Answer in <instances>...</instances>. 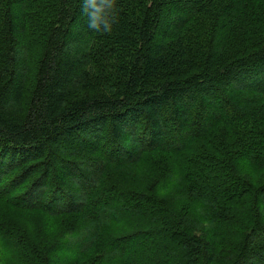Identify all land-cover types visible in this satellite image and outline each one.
Listing matches in <instances>:
<instances>
[{
    "label": "trees",
    "instance_id": "obj_1",
    "mask_svg": "<svg viewBox=\"0 0 264 264\" xmlns=\"http://www.w3.org/2000/svg\"><path fill=\"white\" fill-rule=\"evenodd\" d=\"M1 207L0 264H264V0H0Z\"/></svg>",
    "mask_w": 264,
    "mask_h": 264
},
{
    "label": "rangeland",
    "instance_id": "obj_2",
    "mask_svg": "<svg viewBox=\"0 0 264 264\" xmlns=\"http://www.w3.org/2000/svg\"><path fill=\"white\" fill-rule=\"evenodd\" d=\"M87 158V157H86ZM84 160V159H83ZM88 164L91 163V161L87 160L86 161ZM94 163V162H93ZM152 168V165H148L146 167V165H142V164H138V165H130L125 167H118L115 168V170H111L110 171V176H108L107 178H105V182L106 184L108 183V186H105L106 188L111 187V185L114 182H119V186H126L130 183L136 182L137 179L134 178H138L139 183H144L148 180L149 174H148V170ZM92 170V169H91ZM115 175V177L113 178L112 176ZM144 176V177H143ZM102 184V186L104 185V183ZM102 186L98 188V191L101 189L103 192H107L109 189L103 190ZM80 188V189H79ZM91 188V182H87L85 183L83 186H78V191L76 193L77 198H79V196H82V194H87L88 196L86 197L87 200L91 201L92 198H95L98 191H96V189L91 192L90 191ZM96 191V192H95ZM110 194V193H108ZM106 197V194H103L101 197L98 196L97 201L102 200L103 198ZM85 198V199H86ZM96 201V202H97ZM91 205V204H90ZM120 212H124V210L121 208V204L117 203V201L112 202V204H107V209L105 211V213L107 214L108 217H111V219L113 220H117V221H121L118 220L117 217L120 216ZM0 213L4 216V220L7 222V220L11 217V214L8 213V210L5 207H1L0 208ZM121 228H117V230H120ZM125 229V228H124Z\"/></svg>",
    "mask_w": 264,
    "mask_h": 264
},
{
    "label": "clouds",
    "instance_id": "obj_3",
    "mask_svg": "<svg viewBox=\"0 0 264 264\" xmlns=\"http://www.w3.org/2000/svg\"><path fill=\"white\" fill-rule=\"evenodd\" d=\"M93 26H95V25H93Z\"/></svg>",
    "mask_w": 264,
    "mask_h": 264
}]
</instances>
